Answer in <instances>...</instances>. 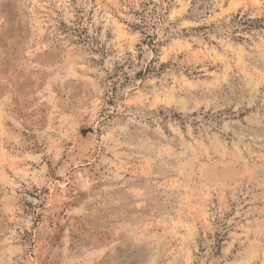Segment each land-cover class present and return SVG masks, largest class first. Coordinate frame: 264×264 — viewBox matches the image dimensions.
Listing matches in <instances>:
<instances>
[{"label":"rangeland","instance_id":"374dc122","mask_svg":"<svg viewBox=\"0 0 264 264\" xmlns=\"http://www.w3.org/2000/svg\"><path fill=\"white\" fill-rule=\"evenodd\" d=\"M0 264H264V0H0Z\"/></svg>","mask_w":264,"mask_h":264}]
</instances>
